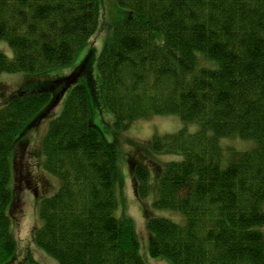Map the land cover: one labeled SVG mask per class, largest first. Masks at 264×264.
<instances>
[{
  "label": "trees",
  "instance_id": "trees-1",
  "mask_svg": "<svg viewBox=\"0 0 264 264\" xmlns=\"http://www.w3.org/2000/svg\"><path fill=\"white\" fill-rule=\"evenodd\" d=\"M114 3L126 15L111 26L98 73L83 70L84 57L62 76L52 71L89 47L104 0H0V82L25 75L0 96V264L19 258L21 159L45 118L42 166L58 186L38 196L36 244L58 264H146L132 217L117 214L121 133L170 114L180 130L154 134L144 151L136 148L139 157L127 154L137 197L154 181L153 205L179 212L174 221L146 210L151 256L264 264V0ZM95 112L112 114L110 139ZM156 153L173 157L159 163Z\"/></svg>",
  "mask_w": 264,
  "mask_h": 264
},
{
  "label": "rangeland",
  "instance_id": "rangeland-1",
  "mask_svg": "<svg viewBox=\"0 0 264 264\" xmlns=\"http://www.w3.org/2000/svg\"><path fill=\"white\" fill-rule=\"evenodd\" d=\"M125 15V8L118 5L116 6L114 0H104L100 29L97 34L90 39L89 47L84 49L80 55L76 57V60L71 65L56 69L52 71V74L68 76L70 73L75 72L80 68L84 57H86V60L82 66L84 68L83 70L90 69L89 67L93 66V68L95 67V71L97 70L98 73L97 56L100 53L105 40L109 35V32L111 31L112 24L116 21L123 20ZM103 17H106V20L108 21L107 23L104 22ZM14 74L6 75L5 77L3 76L2 82H0V96H2L3 93L11 92L18 87L19 83L21 84L23 81H25V78L22 77L25 76L24 74ZM80 79L84 82L87 80L86 76L84 75L80 77ZM68 91L69 85L66 88L65 96H67ZM62 103L63 102L60 103L59 107L55 106L53 108V113L54 110H56V113L59 112ZM110 115L107 112L100 114L95 112L92 118L93 121L103 129L106 137L109 139L111 138V135L113 136L114 129L113 117L111 113ZM48 124L49 119L45 118L44 120L40 121L39 124L27 136L29 139V146L22 154V174L19 173V176L22 179L25 176V178L29 181V184L36 188L37 196H35L33 188L30 187L27 189V186H25L24 181L21 179L22 184H19L22 185V189L20 190V205L16 211L17 217L14 224V232L18 239L19 258L9 264H24L26 261H28V259H32L39 264H58L57 260L47 254L36 244L34 240V230L37 225L40 224V217L38 213V196L50 194L58 186V180L56 177L47 172L42 166L43 157L41 154V144ZM182 127L183 122L178 115H156L149 119H139L134 121L130 127L124 129L121 133L123 145L121 142L119 161L120 175L116 188L120 206L117 210V214H125L132 217L139 238L140 254L145 260L146 264H169L171 262L167 258L152 257L150 254L149 232L146 225L148 214H146V210L150 211L149 214L152 213L154 215L169 217L174 221L178 220L179 212L169 209H159L153 205L158 196L154 181L149 183V190L145 196L142 198L137 197L134 191V179L132 171L130 170L129 164L127 163V154L128 158L131 155H136L139 157L140 155L139 152L137 153L136 148L142 149V147L146 148L149 146L150 140L154 134L161 136L166 133H174L180 130ZM196 128L197 126H194L193 128L188 127L189 130H195ZM227 142L234 146H238L239 148H243L247 144L246 142H243L239 139H228ZM155 156H157L159 163L169 160L173 157L171 154L159 153H156ZM145 162L153 164L152 160L150 159ZM160 165L164 166L163 163ZM16 173V181L19 183L18 170ZM262 231L264 233V226L262 227Z\"/></svg>",
  "mask_w": 264,
  "mask_h": 264
}]
</instances>
